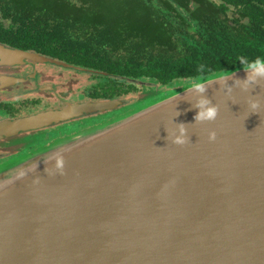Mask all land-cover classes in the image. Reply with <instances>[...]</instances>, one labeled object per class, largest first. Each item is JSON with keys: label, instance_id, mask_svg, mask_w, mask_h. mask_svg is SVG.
I'll list each match as a JSON object with an SVG mask.
<instances>
[{"label": "water", "instance_id": "95a60500", "mask_svg": "<svg viewBox=\"0 0 264 264\" xmlns=\"http://www.w3.org/2000/svg\"><path fill=\"white\" fill-rule=\"evenodd\" d=\"M26 59L62 65L0 43V63ZM224 72L234 73L231 93L219 82L203 94L182 87L0 179V264H264V80L245 91L234 82L243 67ZM20 81L0 76V87ZM199 95L219 105L214 121H195ZM126 103L86 101L8 120L0 140ZM181 122L190 140L176 144Z\"/></svg>", "mask_w": 264, "mask_h": 264}, {"label": "trees", "instance_id": "16d2710c", "mask_svg": "<svg viewBox=\"0 0 264 264\" xmlns=\"http://www.w3.org/2000/svg\"><path fill=\"white\" fill-rule=\"evenodd\" d=\"M15 28L33 48L108 73L101 99L178 87L200 65L209 75L264 56V0H0V32Z\"/></svg>", "mask_w": 264, "mask_h": 264}, {"label": "flooded vegetation", "instance_id": "af4514ba", "mask_svg": "<svg viewBox=\"0 0 264 264\" xmlns=\"http://www.w3.org/2000/svg\"><path fill=\"white\" fill-rule=\"evenodd\" d=\"M4 21L9 26L14 24L7 19H4ZM15 24L18 25L19 23L16 22ZM14 32L16 34L11 36L9 29L2 30L0 32V38L2 39L0 43L14 49L52 58L62 63V65L28 59L22 63H0V76L22 79L20 82L0 87V123L35 115L40 112L62 109L70 104L97 101L103 98V85L105 83V77H107L103 71L98 72V70L96 71L85 67L81 62H72L69 60L68 53H64L61 50L48 53L45 49H43L44 52L41 48H33L29 42V37L18 33L17 28L14 29ZM11 41L13 43L14 41L16 42L11 44ZM138 93L136 95L131 94L122 100L133 103L137 99ZM103 114L106 113L83 115L43 128L22 131L10 138L38 132L42 136L43 143L49 140L47 144H50L53 139H48L50 138L49 136L51 134H64L67 131L65 129V125L67 124H71L73 127L80 129L100 125L111 119L112 113L107 115V117L102 116ZM99 117L103 119L99 120ZM5 139H9V137L1 139L0 142ZM9 158L10 154L0 149V165L9 161Z\"/></svg>", "mask_w": 264, "mask_h": 264}, {"label": "clouds", "instance_id": "9594fccd", "mask_svg": "<svg viewBox=\"0 0 264 264\" xmlns=\"http://www.w3.org/2000/svg\"><path fill=\"white\" fill-rule=\"evenodd\" d=\"M240 65L246 72V76L241 81L240 79L235 80V83L242 85L245 91H248L250 86L258 84L261 80H264V56H256L255 58L249 59L248 57L241 56L239 58ZM198 75L194 78L186 81L179 82L177 85L184 87L190 94H203L207 91V88L213 82H219L227 88V91L231 93V86L227 85V80L234 75L231 72H215L209 75H204L205 66L200 65L198 68ZM171 95V93H169ZM249 107L253 110L260 107V100L250 98ZM196 108L198 111L195 113V121H214L219 113V105L213 103L210 98L205 95H199L196 102ZM253 113H256L255 111ZM188 129L183 122L178 124V134L172 137L173 143L184 144L190 137L187 135ZM216 138V132H209V139L214 140ZM56 167H63V159H57Z\"/></svg>", "mask_w": 264, "mask_h": 264}, {"label": "rangeland", "instance_id": "374dc122", "mask_svg": "<svg viewBox=\"0 0 264 264\" xmlns=\"http://www.w3.org/2000/svg\"><path fill=\"white\" fill-rule=\"evenodd\" d=\"M175 85L176 84L174 83L172 84V87H166L164 89H159V88L149 89L148 86H145L144 90L145 89L146 90L143 93H145L146 95H144L142 98H138L137 96V99L135 100V102L133 103L127 102L125 106H121L119 109L114 110L112 112H107L106 114H103L102 116L107 117V115L112 113L111 119L109 121H111L112 119L120 118L122 116L124 117L127 114L135 110L144 108L148 105H151L152 103H155L165 98L166 96L169 95V93L172 94L176 92L177 90L180 89V87H175ZM100 119L102 120L103 118L99 117V120ZM65 126H66L65 129H67V131L64 134H61V135L51 134L49 136L50 138L48 139H53L51 140L52 142L50 144H47L49 140L43 143L41 139L42 136L38 132L29 134V135H21L18 137H13V138H9V139H5L1 141L0 149L4 152L9 153L10 158H9V161L5 162L3 165H0V172L3 173L2 175H0V179L6 176H9V174H12L13 172L20 170L22 167L25 166V163L31 160L32 157L36 156V154H39L42 151H47L52 145L59 143V142L67 141L71 139V137L84 133L86 131H89L93 128H96V126H99V125H95L91 127H83L80 129L73 127L71 124H67ZM7 164H8V167L6 168L2 167Z\"/></svg>", "mask_w": 264, "mask_h": 264}]
</instances>
